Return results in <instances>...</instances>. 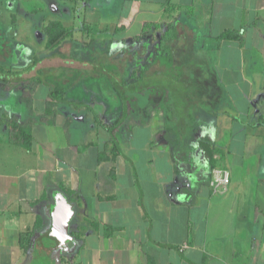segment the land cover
I'll return each instance as SVG.
<instances>
[{
  "label": "crops",
  "instance_id": "1",
  "mask_svg": "<svg viewBox=\"0 0 264 264\" xmlns=\"http://www.w3.org/2000/svg\"><path fill=\"white\" fill-rule=\"evenodd\" d=\"M92 1L88 0V4ZM133 4L137 5L133 20L142 14L161 13L166 21H141L138 33L131 38L135 44L147 30L169 27L170 36L175 34V39L171 37L167 42L170 53L173 41H182L181 47L187 51L184 39L189 36L188 45L192 48L188 52L198 56V60L204 61L200 56L218 55L223 48L232 50L236 56H248L247 98L255 110L253 119L249 118V109L243 113V122L251 130L247 138L255 142V149L250 151L254 160L247 165L243 162L242 137L238 138L239 131L233 129L237 114L221 113L216 120L226 117L225 121L220 120L219 126L217 121L210 123L214 133L196 137V148L190 145V137L187 146L191 151L186 154L172 150V145L177 151L185 145L180 144L182 149L179 148L178 138L165 130L168 119L145 114L136 126L148 130L155 125V128L149 130L148 142L136 153L149 152L150 163L153 159L161 163L159 173L150 170V177L135 179L123 159L132 136L123 135V145L120 137L117 140L120 152L115 160L109 161L111 141L106 138L95 155V164L82 170L80 181V169L76 167L78 155L80 150L84 153L92 149L94 142L81 134L78 140L71 141L72 121L60 116V105L53 126L40 121L45 100L43 111L34 118L32 102L36 87L31 96L26 87L21 98L30 116L23 120L0 111V264H42V259L45 264H264V155L260 151L264 147V0H170L168 6L166 0H133L128 15ZM90 13H93L91 8ZM126 17H120L117 24ZM95 24L99 23L90 21V29ZM226 31L233 32L237 39H218ZM159 45L160 42L156 51ZM197 77L201 78L200 73ZM198 82L199 85L194 83L199 92L197 100L217 106L224 99L223 90L214 82ZM87 106L98 117L95 108L90 103ZM86 110L89 115L77 120L82 122L91 114L97 125L93 113ZM11 117L21 126L26 125L29 146L10 140ZM183 118L187 125L190 118L185 111ZM99 121L104 125L100 118ZM185 124L181 122L180 126ZM119 127L114 132L116 138ZM48 128L61 129L66 139L64 144L57 143L54 148L52 143L49 147ZM192 137L195 139V135ZM206 137L218 150L213 157L214 167L229 175V184L223 191H214L210 186L208 163L198 148V141ZM49 148L56 154L54 158L47 154ZM61 149L67 150L64 157L58 156ZM134 161L139 162L138 156H134ZM103 162L109 168L101 187L96 170ZM163 172L170 174L168 183L157 178L156 174ZM127 173L129 177L122 180ZM181 175L185 176V182H177ZM86 190L90 191L84 194ZM59 200L69 208L70 218L63 244L57 249L56 240L48 234L52 227L51 211ZM89 222H95L97 229ZM81 226L85 227L83 233L78 232ZM104 227L112 230L109 237L106 233L110 230Z\"/></svg>",
  "mask_w": 264,
  "mask_h": 264
},
{
  "label": "rangeland",
  "instance_id": "2",
  "mask_svg": "<svg viewBox=\"0 0 264 264\" xmlns=\"http://www.w3.org/2000/svg\"><path fill=\"white\" fill-rule=\"evenodd\" d=\"M131 1L133 0H93L91 4L90 2L88 4V0H0V66L9 72H19L26 70L33 64L34 58H37L32 71L23 74L25 79L28 77L42 82L36 86L33 95V117L36 118L43 111V102L49 90L44 85V81L51 75L60 76L62 79L60 82L67 89L65 98L72 102H81L83 106L90 103L104 123V125L98 123L96 125L91 114L90 118L87 117L79 122L78 118L89 115L84 107L76 109L63 104L58 107L60 116L72 121L71 141L78 140L81 134L83 137L86 135L95 144L92 149L84 153L80 150L76 163V167L80 169V181L83 179L82 170L95 164L96 153L104 140L110 138L108 127L119 119V113H122L124 109V101L129 103L133 111L128 109L127 120L120 125L116 140L120 137L121 142H119L123 145V135L132 136V141L127 143L128 149L123 159L127 166L131 167L132 175H135L138 181L145 180L146 176L150 177V170L158 172L161 169V163L157 164L154 159L153 163L149 162L147 159L150 156L149 152L136 153L148 142L149 130L155 128V125L149 126L148 130L136 126L138 119L145 114L168 119L165 130L172 132L175 139L178 138L179 148L182 144L185 145L182 147L184 149L181 148L182 150L178 151L172 145V150L174 153L185 154L191 151V148L187 146L190 137L192 139L190 145L193 144L196 148V137L202 133H214L210 123L217 121L216 125L219 126L220 120L225 121L226 117L216 120L221 113L229 116L237 114V122L233 129L239 131L238 138L242 137L241 156L245 165L247 162H252L254 159L250 151L255 149L253 145L255 142L247 138L251 130H248L243 122L245 121L243 113L249 109V118L253 119L255 110L251 106L252 102L247 98L248 56H236L232 50L223 48L218 55L200 56L199 59L202 57L204 59L201 61L198 60V56H191L188 52V49L191 51L192 48L188 45V39L191 41L188 36L184 39V47L187 51L181 47L182 41L171 43L170 50L174 66L163 67L162 72L155 73L154 71L160 70V67L158 63H153L149 66L150 71L146 76H143L141 81H137V74L141 72L138 70L151 63L154 55L157 54V44L165 31L167 32V28L160 31L152 29L153 32L147 30L137 39L142 40L135 44L131 38L133 39L138 33L141 21L162 20L161 13H150L142 14L136 20L134 18L132 25L124 34L115 33L114 25L120 17L128 15ZM90 8L93 13H90ZM51 21H58L67 29L73 30L74 38L63 41L54 50H47L43 28ZM90 21L99 24H95V27L92 25L93 29H90ZM132 72H134L133 76H131ZM179 73L182 74L181 80H177ZM198 73L201 78L197 77ZM17 76L19 74L0 72V80H12ZM185 80L187 82L189 80V86ZM198 80L201 84H204L202 80L206 83L214 82L216 87L223 90L224 99L221 98L217 106H211L206 100H197L199 92L195 89L194 83L199 85ZM8 84L10 85L3 86L4 84L0 82V111L10 116L16 115L24 120L30 116L26 102L21 98L26 87ZM114 87L121 93V99H118ZM167 106L171 110L167 109ZM106 110L108 114L104 115ZM184 111L190 118L187 125L183 118ZM181 122L185 125L180 126ZM46 133L51 136V140L47 139L46 142L49 147L54 143L55 148L57 143L60 145L66 141L61 129L48 128ZM260 151L264 155V147ZM66 152V149H61L58 156L64 157ZM47 154L51 158L56 156L50 148ZM134 156H138L139 159V162L134 161L136 164L133 162ZM239 166L241 167V164ZM107 168L109 165L103 162L96 170L101 187L107 179ZM105 172L106 175H104ZM158 173L156 175L159 182H167L171 179L170 174ZM129 175L130 173L125 174L122 180H126ZM143 175L144 177L141 178ZM185 181L186 178L183 175L177 180L180 183ZM101 190L103 191V188ZM89 191L86 190L83 193L86 194ZM74 244L73 246H76ZM47 260L51 262V258ZM45 263L46 261L42 259V264Z\"/></svg>",
  "mask_w": 264,
  "mask_h": 264
},
{
  "label": "trees",
  "instance_id": "3",
  "mask_svg": "<svg viewBox=\"0 0 264 264\" xmlns=\"http://www.w3.org/2000/svg\"><path fill=\"white\" fill-rule=\"evenodd\" d=\"M170 0H166V6L169 5ZM137 10V5L133 4L132 11L130 14L123 20H121L117 26L115 33H122L125 30L128 29V27L131 25V22L133 20V16ZM168 11L166 12V16L168 15ZM170 31L171 29L168 27L166 34L162 37L160 40V45L158 47V54L157 56L154 57L151 63L147 64V66H143V68H140L138 71L140 72L137 74V81H141L140 79L143 76H146V74L150 71L149 66L153 65V63H158L160 70L154 71L155 73L162 72L161 70L163 67H171L174 66V61L173 57L169 51V47L167 46V42L171 41L172 39H175V34L170 36ZM44 35L46 37V45L45 49L47 50H54L56 47H58L63 41L67 39H71L73 36V30L65 28L60 22L58 21H51L49 22L44 28H43ZM171 37H173L171 39ZM218 39L220 40H236V36L233 32L231 31H226L223 32L218 36ZM37 62V58H34L33 64L29 67L26 68V70H22L19 72H9L6 71L0 66V72L2 73H12L14 75L19 74L16 78L12 80H5L1 79L0 82L3 83V86L10 85L8 83H11L12 85L15 84L19 87H27L29 88L28 93L30 94L29 96L32 95L33 89L40 83H42L40 80H32L30 78L25 79V74H28L32 71L35 63ZM181 66V65H180ZM178 67V66H177ZM134 75V72L131 73V76ZM182 74L179 73L177 76V80L182 79ZM47 79L44 81V85H46L49 90L45 98V110L43 115L40 117V121L48 126H53L55 123V117H56V110L58 105L61 104H67V105H74L75 107H85L86 109L90 110L93 113V118L95 121L99 124V118L94 114L93 110L90 109L88 106H83L77 103H71L68 102L64 98V90L65 86L61 83L62 79H60V76H51L45 78ZM58 81V82H57ZM61 81V82H60ZM188 83V82H186ZM10 88V87H8ZM115 93L117 94L118 99H121V93L118 92L117 88H113ZM166 91V90H165ZM164 91V92H165ZM167 92V91H166ZM168 97V96H167ZM30 98V97H29ZM163 98V97H162ZM123 99L125 100V96H123ZM164 100V99H163ZM30 99H28L27 103L30 104ZM168 101V100H167ZM124 109L122 110V113H120L119 119L110 127H108L109 134H110V141H111V157L109 158V161H114L115 157L119 154V147L117 144V138L114 135L115 129L119 127L123 121L127 118L128 116V109L132 110V107L129 105L128 102L124 101ZM141 108V107H140ZM167 109L168 106L166 107ZM170 110V109H169ZM133 111V110H132ZM30 124V122H29ZM25 126H21L15 117H11L9 120V138L10 140L13 141H19L20 143L24 144L25 146H29L30 143V136L26 133ZM198 148L202 152L203 157L205 160H207L208 163V169H209V174L211 170L215 169L214 166H216L214 162V155L218 152V150L214 147L212 142L209 140V137L203 138L202 140L198 141ZM111 172L114 173L113 169H111ZM92 228L97 229V224L95 222H89L88 223ZM85 227L81 226L79 228L80 233H83V230ZM105 230H110L108 227H104ZM82 231V232H81ZM112 233V230H110L109 233H106V237H109L110 234ZM64 239H59V241H56V246L57 249L60 248V245L63 244Z\"/></svg>",
  "mask_w": 264,
  "mask_h": 264
},
{
  "label": "water",
  "instance_id": "4",
  "mask_svg": "<svg viewBox=\"0 0 264 264\" xmlns=\"http://www.w3.org/2000/svg\"><path fill=\"white\" fill-rule=\"evenodd\" d=\"M70 218L69 208L63 200L57 202L56 207L51 211L52 227L49 231V237L59 241L63 239L66 224Z\"/></svg>",
  "mask_w": 264,
  "mask_h": 264
},
{
  "label": "built area",
  "instance_id": "5",
  "mask_svg": "<svg viewBox=\"0 0 264 264\" xmlns=\"http://www.w3.org/2000/svg\"><path fill=\"white\" fill-rule=\"evenodd\" d=\"M229 184V175L226 171L213 169L210 172V186L214 191H223Z\"/></svg>",
  "mask_w": 264,
  "mask_h": 264
}]
</instances>
